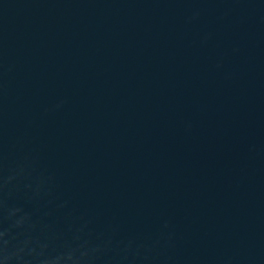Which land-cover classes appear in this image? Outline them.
I'll return each mask as SVG.
<instances>
[{
  "label": "water",
  "instance_id": "1",
  "mask_svg": "<svg viewBox=\"0 0 264 264\" xmlns=\"http://www.w3.org/2000/svg\"><path fill=\"white\" fill-rule=\"evenodd\" d=\"M0 264H264V0H0Z\"/></svg>",
  "mask_w": 264,
  "mask_h": 264
}]
</instances>
